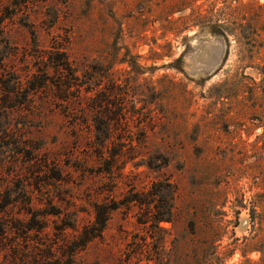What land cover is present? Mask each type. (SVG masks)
<instances>
[{
	"label": "rangeland",
	"instance_id": "1",
	"mask_svg": "<svg viewBox=\"0 0 264 264\" xmlns=\"http://www.w3.org/2000/svg\"><path fill=\"white\" fill-rule=\"evenodd\" d=\"M0 264H264V0H0Z\"/></svg>",
	"mask_w": 264,
	"mask_h": 264
}]
</instances>
